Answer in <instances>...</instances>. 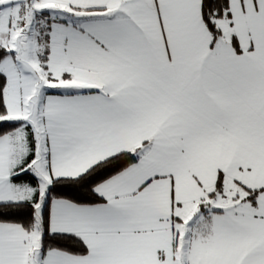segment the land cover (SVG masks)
Masks as SVG:
<instances>
[{
    "label": "snow or ice",
    "instance_id": "6c2138e0",
    "mask_svg": "<svg viewBox=\"0 0 264 264\" xmlns=\"http://www.w3.org/2000/svg\"><path fill=\"white\" fill-rule=\"evenodd\" d=\"M0 264H264V0H0Z\"/></svg>",
    "mask_w": 264,
    "mask_h": 264
}]
</instances>
